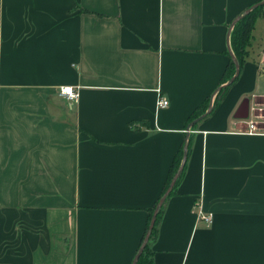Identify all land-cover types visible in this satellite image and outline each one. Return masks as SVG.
<instances>
[{"label": "crops", "instance_id": "0c3cea01", "mask_svg": "<svg viewBox=\"0 0 264 264\" xmlns=\"http://www.w3.org/2000/svg\"><path fill=\"white\" fill-rule=\"evenodd\" d=\"M258 1L0 0V264H130L188 139L155 261L264 264V10L239 79L188 123Z\"/></svg>", "mask_w": 264, "mask_h": 264}, {"label": "trees", "instance_id": "16d2710c", "mask_svg": "<svg viewBox=\"0 0 264 264\" xmlns=\"http://www.w3.org/2000/svg\"><path fill=\"white\" fill-rule=\"evenodd\" d=\"M260 1H262V0H260ZM263 10H264V5H260L257 8H254L253 10H251L250 12L242 14V17L236 22V24L234 25V27L232 29L231 47H232V51H233L234 56L236 57V59L238 60V62L240 64V74H241L244 63L246 62V60L248 59V57L250 55L249 47L252 44L253 31L255 28V24H256V21H257L259 15L261 13H263ZM229 54H230L229 62L227 64L225 73L221 79V85H220V88L217 92V98L211 106V112L215 111L217 106L220 104V102L224 98L228 89L239 79V76H240V74H239L237 76V78L232 83H229L231 78L236 74L235 60H234L233 56L231 55V53H229ZM208 104L209 103L206 101L201 106L197 107L190 114L189 119H188V123L191 122L192 120L196 119L197 117H199L203 113H205L207 110V107L209 106ZM193 126L195 127L196 124H194ZM185 150L187 151V154H186V158H187L188 152L191 150L190 139H188L185 143ZM183 154H184V148L182 145V147H180V149L175 153V156H174L172 163H171V166H170L168 177H167V179L163 185V188L161 190L159 197L155 201L154 205L150 209H148V216H147L146 223H145V229H144L143 235L140 239L139 245L136 249V253L138 252L139 248L144 243V239H145L146 235H148V239L144 245V248L142 249L141 253L139 254V257L136 261V264H159L154 259V251L152 249V246H153V243L155 242L157 235H158V231H159L158 225H159V221H160V218H161V215L163 212L164 204H165L166 200L168 199V197H170L171 195L176 193L177 184L179 183V181L182 178V175L184 173L186 160H185L183 169H182L180 175L178 176V178L176 179L171 191L169 192L168 196L166 197V199L164 200V202L162 203V205L158 209V212L156 214V218H155V221H154L152 228H149L150 220L152 218L153 211H154L156 205L158 204L159 200L161 199V197L163 196V194L166 192L167 188L169 187V184L172 181L175 173L178 171L179 166H180L182 159H183ZM130 264H132V262Z\"/></svg>", "mask_w": 264, "mask_h": 264}, {"label": "water", "instance_id": "95a60500", "mask_svg": "<svg viewBox=\"0 0 264 264\" xmlns=\"http://www.w3.org/2000/svg\"><path fill=\"white\" fill-rule=\"evenodd\" d=\"M260 5H264V0L262 1H259L257 3H255L254 5H252L251 7H249L244 13H248L250 12L251 10H253L254 8H257L258 6ZM243 13V14H244ZM242 17V15H240L233 23H232V28L234 27V25L236 24V22ZM230 53L231 55L233 56L234 60H235V63H236V74L231 78V80L229 81V83H232L236 78L237 76L240 74V64L238 62V60L236 59V57L234 56L233 54V51L231 50L230 48ZM211 104L208 106L207 110L205 113H203L202 115H200L199 117H197L196 119H194L190 124V125H193L195 124L196 122H198L199 120H201L203 117H205L207 114H209L211 112ZM186 154H187V151L184 149V154H183V159H182V162L179 166V169L178 171L175 173L172 181L170 182L169 184V187L167 188L166 192L163 194V196L161 197V199L159 200L158 204L156 205L154 211H153V215H152V218L150 220V225H149V228H152L153 224H154V221H155V218H156V214L158 212V209L160 208V206L162 205V203L164 202V200L166 199V197L168 196L169 192L171 191L176 179L178 178V176L180 175L182 169H183V166H184V163H185V160H186ZM148 239V235H146L145 239H144V243L142 244V246L139 248L138 252L135 254L133 260H132V264H136V261L139 257V254L141 253L142 249L144 248V245L146 243Z\"/></svg>", "mask_w": 264, "mask_h": 264}, {"label": "built area", "instance_id": "2783aa9c", "mask_svg": "<svg viewBox=\"0 0 264 264\" xmlns=\"http://www.w3.org/2000/svg\"><path fill=\"white\" fill-rule=\"evenodd\" d=\"M60 92L61 94L65 95L68 99H76L78 96L77 91H75L74 87L71 85L62 86ZM168 103V99L159 95L158 100L156 102V106L157 108H165L168 106ZM247 132L259 133L255 121H250ZM194 210L197 218L204 222L206 226H210L212 224L213 214L211 212L204 211L201 204L196 203L194 206Z\"/></svg>", "mask_w": 264, "mask_h": 264}]
</instances>
